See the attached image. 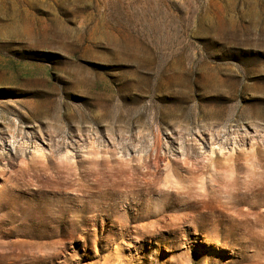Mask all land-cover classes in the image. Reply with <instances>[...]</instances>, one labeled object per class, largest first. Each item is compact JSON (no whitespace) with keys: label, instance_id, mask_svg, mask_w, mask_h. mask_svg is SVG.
Returning a JSON list of instances; mask_svg holds the SVG:
<instances>
[{"label":"rangeland","instance_id":"obj_1","mask_svg":"<svg viewBox=\"0 0 264 264\" xmlns=\"http://www.w3.org/2000/svg\"><path fill=\"white\" fill-rule=\"evenodd\" d=\"M0 264H264V0H0Z\"/></svg>","mask_w":264,"mask_h":264},{"label":"bare ground","instance_id":"obj_2","mask_svg":"<svg viewBox=\"0 0 264 264\" xmlns=\"http://www.w3.org/2000/svg\"><path fill=\"white\" fill-rule=\"evenodd\" d=\"M161 159L162 157L158 154H156L154 157L150 156L149 160L144 159L145 170L143 171L144 172L143 174L145 176L152 175L153 173L152 167L155 166L158 167ZM113 169L114 168L111 169V172H108L107 170L104 169L99 170L97 172V175H95V179L91 183H77L76 185L79 187L75 189L77 193L73 196L69 195L66 197L62 193L59 194L52 193L50 195L48 199L49 200L48 215L51 221L57 224V226H60V224H62L61 228L58 231L61 234V237L65 240L64 243H67L68 240L70 239L71 240L75 239L74 235L76 234V232L71 228H68L67 225L69 218L73 219L76 216H78L81 218V221L85 223L86 220L96 219L99 215H101L104 212H108L109 215H111V212L114 210L116 205L115 203L116 194L119 193L123 194L129 190L130 192H136L141 196H144L145 198L146 195L150 193V190L148 189L149 186L146 183L140 185L136 184L137 177L135 176V173L126 175L127 179L130 181H120V180L117 181V179H113V178L116 176L121 177V175H118L116 172L113 171ZM121 174H123V171L121 172ZM119 184H121V186ZM134 202L137 205L135 211L138 212L139 209L145 208L143 201L134 200ZM134 209L135 208H132L131 210L133 211ZM149 210L147 211L149 213L147 214L148 216H150L152 213L149 212ZM89 212H94L95 214L93 213V215L88 216L87 213ZM161 213L163 214L164 211ZM81 229L84 230V228L82 227ZM259 249H256L255 251L256 256H259V253L261 252Z\"/></svg>","mask_w":264,"mask_h":264}]
</instances>
